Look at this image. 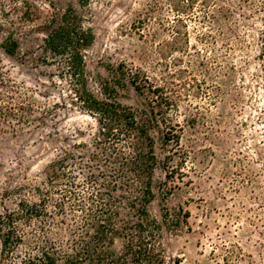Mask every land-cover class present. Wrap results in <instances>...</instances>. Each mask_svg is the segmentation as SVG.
<instances>
[{
	"label": "rangeland",
	"instance_id": "1",
	"mask_svg": "<svg viewBox=\"0 0 264 264\" xmlns=\"http://www.w3.org/2000/svg\"><path fill=\"white\" fill-rule=\"evenodd\" d=\"M71 9L93 34L87 90L139 122L157 114L149 213L164 264H264V0H0V264L71 252L111 180L97 117L43 51L46 24Z\"/></svg>",
	"mask_w": 264,
	"mask_h": 264
},
{
	"label": "trees",
	"instance_id": "2",
	"mask_svg": "<svg viewBox=\"0 0 264 264\" xmlns=\"http://www.w3.org/2000/svg\"><path fill=\"white\" fill-rule=\"evenodd\" d=\"M34 16H27L25 21L33 22ZM45 33L44 53L51 56L54 64L66 68L60 78L70 82L77 101L97 117L102 135L97 144L104 153L103 163L111 170V180L105 184L106 192L90 196L95 208L86 214L75 233L71 252L59 255L57 249L44 250L26 264H164L159 243L162 229L149 213L155 198L157 157L148 131L158 121L157 114L153 112L139 122L131 108L109 98L100 100L87 90L84 51L92 44L93 34L84 28L73 9L60 20L49 21ZM4 49L11 56L18 53L19 42L12 34ZM133 86L142 93L153 90L148 81L143 84L134 79ZM121 208L127 209L136 221L123 219ZM23 210L28 218L39 213L34 205L24 204ZM5 224L0 217V230ZM15 233L12 228L3 241L6 249L13 245ZM117 239L123 241L122 250L115 248Z\"/></svg>",
	"mask_w": 264,
	"mask_h": 264
}]
</instances>
